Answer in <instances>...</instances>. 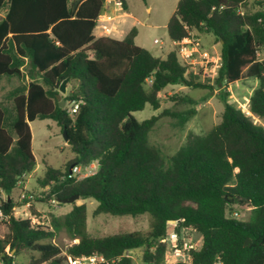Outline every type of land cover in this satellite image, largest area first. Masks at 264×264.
<instances>
[{"label":"trees","instance_id":"16d2710c","mask_svg":"<svg viewBox=\"0 0 264 264\" xmlns=\"http://www.w3.org/2000/svg\"><path fill=\"white\" fill-rule=\"evenodd\" d=\"M119 1L128 10L129 0ZM250 1H178L167 23L171 42L196 31L221 44L216 76L202 80L180 62L178 47L161 58L138 46L135 26L122 39L95 36L105 0H0V193L6 215L0 264H15L24 251L40 254L33 264H68V256L92 255L106 260L97 264H133L127 253L141 247L146 264H165L160 239L169 220H183L180 226L201 235L191 264H264V126L253 118L264 120V12L253 10ZM245 77L259 82L249 98L252 115L229 102L225 91L221 121L206 134L189 135L170 157L150 143V132L164 115L183 127L196 114L194 99L173 97L192 106L185 111L166 110L143 121L133 115L146 104L158 110L167 86L213 90ZM66 78L76 87L62 95L61 108L56 95ZM37 119L53 120L62 134L66 130L74 154L64 169L46 163L38 179L49 188L46 198H92L96 215L148 214V233L91 236L85 204L51 213L50 227L13 214L22 205L25 176L37 167L30 128ZM94 161V175L68 177L72 165ZM235 205L249 208L248 220L228 216ZM62 231L76 241L65 254L52 243Z\"/></svg>","mask_w":264,"mask_h":264},{"label":"rangeland","instance_id":"374dc122","mask_svg":"<svg viewBox=\"0 0 264 264\" xmlns=\"http://www.w3.org/2000/svg\"><path fill=\"white\" fill-rule=\"evenodd\" d=\"M178 1L146 0L144 2L142 0H129V13L132 15V20L130 21L134 22V26L138 30L135 39L138 46L149 50L152 54L161 58H165L170 51L178 47L171 42L167 33V23L175 12ZM253 1H250L249 6L255 7ZM254 7H252L253 10H255ZM148 8L149 11H147ZM124 11L123 8L122 10H118L119 13H123ZM128 26H130V23ZM120 30L121 32L122 30L124 31V29L118 28V32ZM155 39L162 41V43H155ZM191 39L198 40L203 51H207L208 53L207 60L201 56H197L198 62L204 60V67H207V69H211L215 64L220 65L221 44L212 35L193 31ZM261 56L264 58V53ZM189 71L200 73L202 80L207 78L213 79L210 76L212 73L209 70L206 71V68H201L200 64L195 65L194 69H189ZM67 85L75 86L76 84L72 82ZM258 85V80L252 77H245L243 80L233 83L228 87H216L213 90L190 88L184 85H170L161 93V106L158 110H154L151 105L146 104L143 110L134 112L133 115L139 121H143L153 115H160L166 110L185 111L192 106L189 104H177L173 100V97L176 95H186L194 99L196 104L193 107L196 109V114L183 127L177 125V118L164 115L160 116L155 127L150 132V143L160 148L165 157H170L187 142L189 135L206 134L221 121L224 110L221 96L225 91L229 93L227 96L229 102L251 116L252 114L249 112V98ZM253 118L256 123L264 126V120ZM30 128L33 135V150L37 159V167L35 171L25 176L23 187L25 191L33 193L36 196L31 207L34 214L39 216L44 215V220L50 221L51 213L63 215L71 210L74 203L77 205L85 204L87 207V229L91 236H107L134 231L149 232L150 216L148 214L135 217L113 216L110 214L96 215L94 214V210L98 202L92 198L76 199L73 203L63 204L52 203L50 199H47L46 194L49 190H44L38 182V179L45 173L46 163L54 168L64 169L66 163L74 157V154L65 142L60 128L53 120L37 119L30 123ZM20 191L16 190L13 197L17 198ZM3 198H5V195H3ZM249 215V208L236 205L233 206L231 213L228 214V216L241 221L248 220ZM4 233L5 227L0 222V238L4 236ZM186 236H192L195 242L201 246L202 237L200 234L190 231ZM74 242L76 241L71 240L64 231L60 232L52 241V243L58 245L64 251V254L67 247ZM143 253L144 247H141L132 249L127 254L132 258L133 264H146L143 261ZM39 258L40 254L36 251H24L15 256L14 260L15 264H33Z\"/></svg>","mask_w":264,"mask_h":264},{"label":"built area","instance_id":"2783aa9c","mask_svg":"<svg viewBox=\"0 0 264 264\" xmlns=\"http://www.w3.org/2000/svg\"><path fill=\"white\" fill-rule=\"evenodd\" d=\"M257 4H255V10H261L264 12V0H254ZM113 3L118 10H122V3L119 0H105L106 4ZM239 13L244 15L245 9L243 6L239 7ZM111 22V18H109L106 14L99 17L98 27L102 30L103 36L113 37L115 29L109 23ZM155 43H162V41L155 39ZM178 48V55L180 62L184 66H188V69H194V66L197 64L201 65V68H206V71L209 70L212 74L210 75L214 78L217 74V70L220 65H214L211 69H207L204 67V60L198 62L197 56L203 57L205 60L208 58L207 51H203L201 48L200 42L198 40H193L191 37L185 38L179 42H174ZM195 72V71H194ZM78 105L75 104L73 108L70 109V114L74 116L77 111ZM98 170V161H94L89 165H81L74 164L70 167L69 170V178H73L76 181L87 178L91 175H94ZM47 187L44 190H48ZM3 193H0V222L2 223L6 215L1 206V202L4 199ZM36 196L33 193L28 191H22L19 196V201L22 203L20 206H16L13 208V214L22 219H27L30 221L32 226H41V227H50V221L44 220L45 216H39L32 212L31 207L32 203L35 201ZM52 203H59V201L52 196L50 199ZM237 215V214H236ZM183 220H169L167 221V230L166 234L160 239V243L165 244L166 246V254H165V264H174L176 262H184L191 264V251L196 250L200 247V245L195 242L194 238L187 237L186 234L188 232H196L197 231L192 227L180 226V222ZM68 264H97L100 262H106L103 256H84L79 258H72L68 256Z\"/></svg>","mask_w":264,"mask_h":264},{"label":"crops","instance_id":"0c3cea01","mask_svg":"<svg viewBox=\"0 0 264 264\" xmlns=\"http://www.w3.org/2000/svg\"><path fill=\"white\" fill-rule=\"evenodd\" d=\"M147 11H149V8L147 9ZM104 14H106L109 18H111V22L109 24L112 25L115 29V32L113 35L116 39H122L127 34V32L132 27H134V22L130 21L132 20V15L131 13H129V6H128V10H125L123 13H119L118 8H116L113 3H109V4H106L104 12L100 15V17ZM129 23H130V26H128ZM118 28L124 29V31L122 30L121 32L120 30V32H118ZM94 34L97 37L103 36L102 30L99 27L96 28ZM121 34H123L124 36ZM75 87L76 86L67 85V92L73 90Z\"/></svg>","mask_w":264,"mask_h":264},{"label":"water","instance_id":"95a60500","mask_svg":"<svg viewBox=\"0 0 264 264\" xmlns=\"http://www.w3.org/2000/svg\"><path fill=\"white\" fill-rule=\"evenodd\" d=\"M69 78L64 79L59 87V93L56 95L57 100L59 101V106L61 108H64L66 106V101L62 98V95L67 94V84H68ZM63 138L65 140V142L67 143L68 141V137H67V133L66 130H64L63 133ZM76 199H79L78 195H74L72 197H69L67 199H63V200H59V202L61 203H73ZM9 201V200H7ZM249 239L245 242V245H247L249 243Z\"/></svg>","mask_w":264,"mask_h":264}]
</instances>
